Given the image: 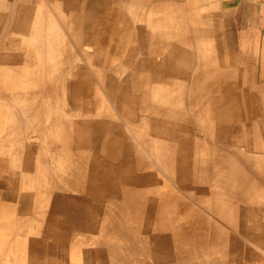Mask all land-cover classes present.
Returning <instances> with one entry per match:
<instances>
[{
    "label": "bare ground",
    "instance_id": "bare-ground-1",
    "mask_svg": "<svg viewBox=\"0 0 264 264\" xmlns=\"http://www.w3.org/2000/svg\"><path fill=\"white\" fill-rule=\"evenodd\" d=\"M50 3L80 57L41 0H0L1 80L18 65L25 87L0 94V185L34 211L5 220L0 202V264H264L236 252L264 244V87L245 45L177 0ZM48 238L93 257L44 254Z\"/></svg>",
    "mask_w": 264,
    "mask_h": 264
},
{
    "label": "rangeland",
    "instance_id": "rangeland-1",
    "mask_svg": "<svg viewBox=\"0 0 264 264\" xmlns=\"http://www.w3.org/2000/svg\"><path fill=\"white\" fill-rule=\"evenodd\" d=\"M177 1H178V4H180L182 7L185 8L183 11L186 14L201 13L203 16L204 15L207 16L208 20H216L217 22H221L224 25L226 23L227 27L229 28L228 31L231 32L234 36H236L237 41L239 43H242V45H245L244 51L252 59L250 66H251V72H252V76H253V84L256 87L257 86H263L264 87V82H263L264 78H262V80H260L261 75L264 76V22H261V19L264 15V4H262L263 2L260 3V6L257 7L256 5H258V4H256V5L252 4L251 2H249V0L248 1L243 0L244 2H242V3H240V2L237 3L234 0H177ZM41 2L44 5L46 13L48 12L47 14L52 16V18L57 22L58 30L64 36V39H61L60 43H68V46L72 47L73 51L80 57V55H79L80 50H79L77 44L75 45V42L71 38H69V36L67 37L66 30L61 26V23H59L60 22L59 18L56 17V15L53 13L54 11L51 9L50 0H41ZM48 36L49 35L46 34L45 36H43V39L49 40ZM48 42L49 41H47V44H48ZM3 46L4 47L6 46L5 42H1V44H0V54L2 56L5 54H10L9 50L5 51ZM1 48H2V50H1ZM47 48L49 49V47H47ZM11 54H13V53H11ZM81 64L86 67V70L90 73V76H91L92 75L91 66H88L83 61H81ZM2 69H4V72L2 75L4 80H1V76H0V81H1L0 94H4L6 91H10L16 86L18 88L15 91H17V93L22 92V90H23L22 88H25V87H23L24 83L21 80L22 77H24L23 73L20 70L21 68L18 65H7V66L5 65V66H3ZM24 72H25V70H24ZM27 73H28V70H27ZM261 82L263 84H261ZM32 84H34V83H32ZM29 85H31V84H28L27 86H29ZM102 93L103 92H101V94ZM115 109H112V110L114 111ZM114 113H115V111H114ZM115 115L117 116L118 119H120L121 115L119 113L118 114L115 113ZM20 122L21 121H18V128L16 130V132H18V135L16 136L17 138L15 137V140H16V142H20V145H23L22 149L24 151V148H25L24 146L27 143L31 142V144H33L36 142V140H35V137H33L34 132H31V133L28 132V134L26 133L27 131L31 130V128H30L31 126L28 127V130L26 131V126H25L24 122H21L22 124ZM34 124L35 123H33V125ZM196 129H198L196 131L197 133L198 132L202 133L201 132L202 130L200 128H196ZM21 130H22V132H21ZM2 131H3V128L1 129V132ZM23 132H24V135H23ZM27 136H28V138H27ZM18 137H20V138H18ZM25 140H27V141H25ZM24 156L25 155L23 154L19 158L21 163H23V161L25 160ZM18 167H19V165H18ZM20 167H21V165H20ZM17 169H20V168H17ZM3 171H6V169H4V170L0 169V172H3ZM159 174H160L161 178H164V179L166 178V176H164L162 171H160ZM15 189L18 190V192L21 190V189H18L17 187ZM21 192H23V191H21ZM9 193H10L9 189L6 185H2V186L0 185V202L4 203L5 205L7 204L6 206H4L2 208V210L5 212V214L2 215L1 217H2V219H5V220H10V219L15 218L18 215V213H20L18 210H20L22 208L21 203L17 199V197L14 200L12 198H8V197H10V196H7ZM16 196H17V193H16ZM178 196H182V195L178 194ZM183 199L190 202L194 207H196L200 211H203L206 214L208 213V211L206 209H202L200 206L197 205V204H199L197 201H195V200L193 201L192 199H190L186 196H183ZM44 204L46 205L45 206L46 211L48 213H50V215H51V213H52L51 210L53 209V204L51 203V201L49 204L47 203V201H44ZM26 208H27V210H26ZM20 211L26 213L28 216L32 215L34 212L33 208L29 205L24 206L23 209ZM208 216H210V215H208ZM24 218H28V217L26 216ZM46 218H48V217H46ZM41 219L42 218L38 219L39 220V227L41 225L42 226L41 228L43 230H47L46 229V221L44 222ZM53 229H54V227H53ZM229 233L232 236L231 238L234 239V234L232 232H229ZM3 235L7 236L5 233L0 232V236H3ZM242 236L238 237V239L240 241L242 240V238H241ZM44 242H45L44 243V249H43L44 254L58 255L59 252H64V254H67V257H64V259H63L64 261H67L69 259H70L69 261H71V257L75 258L79 255H83L84 251H86V255H88V258L84 259L82 257L81 259H83L85 262L90 261V258L93 257V255H89L90 254V249H89L90 247L85 246V245H80V246L76 247L73 245L66 244L64 246H59L58 244L51 241L49 238L47 239V241H44ZM68 245L70 246L69 248H67ZM77 248L79 249V252H78ZM261 251H264V244L254 245V244H249L246 242H243L236 249V252H238V257L241 260L250 258L254 254H256L258 256H262ZM3 253H5V251ZM234 254H235V252L233 250V255ZM246 256H247V258H244ZM247 263L248 264H260V262L255 263V261H248Z\"/></svg>",
    "mask_w": 264,
    "mask_h": 264
},
{
    "label": "crops",
    "instance_id": "crops-1",
    "mask_svg": "<svg viewBox=\"0 0 264 264\" xmlns=\"http://www.w3.org/2000/svg\"><path fill=\"white\" fill-rule=\"evenodd\" d=\"M234 1H236L237 3H242V2H244L243 0H234ZM248 1V0H247ZM246 2V1H245ZM249 2H251L252 4H258V5H256L257 7L258 6H260V3H262V4H264V0H249ZM261 22H264V15H263V17H262V19H261Z\"/></svg>",
    "mask_w": 264,
    "mask_h": 264
}]
</instances>
